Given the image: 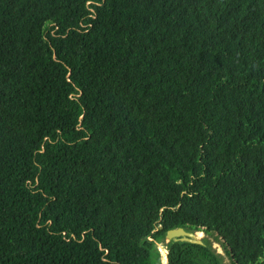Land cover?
I'll list each match as a JSON object with an SVG mask.
<instances>
[{
	"label": "trees",
	"instance_id": "1",
	"mask_svg": "<svg viewBox=\"0 0 264 264\" xmlns=\"http://www.w3.org/2000/svg\"><path fill=\"white\" fill-rule=\"evenodd\" d=\"M179 226L264 264V0H0V264H162Z\"/></svg>",
	"mask_w": 264,
	"mask_h": 264
},
{
	"label": "water",
	"instance_id": "2",
	"mask_svg": "<svg viewBox=\"0 0 264 264\" xmlns=\"http://www.w3.org/2000/svg\"><path fill=\"white\" fill-rule=\"evenodd\" d=\"M198 231L187 230L184 227L179 226V227L168 229L166 233V237L169 239H174V240H182V241H189L193 243L203 244L204 241L202 237L198 235ZM222 239L224 240V238Z\"/></svg>",
	"mask_w": 264,
	"mask_h": 264
},
{
	"label": "rangeland",
	"instance_id": "3",
	"mask_svg": "<svg viewBox=\"0 0 264 264\" xmlns=\"http://www.w3.org/2000/svg\"><path fill=\"white\" fill-rule=\"evenodd\" d=\"M198 232H200V231H198ZM201 237H202V239H203V237H208L212 241V246L224 254V261L226 264H229L231 262L230 256L226 254V251H225L224 247L222 246V242L224 241L222 238H221V241H215V238L213 235L207 234L204 231H203V235ZM169 240H171V239H169L165 236L163 241H161L159 243V248H160V251L162 254V264H167V257H166L167 256L166 255L167 254V246L165 243H167Z\"/></svg>",
	"mask_w": 264,
	"mask_h": 264
},
{
	"label": "bare ground",
	"instance_id": "4",
	"mask_svg": "<svg viewBox=\"0 0 264 264\" xmlns=\"http://www.w3.org/2000/svg\"><path fill=\"white\" fill-rule=\"evenodd\" d=\"M198 235L202 236L203 235V231L198 232Z\"/></svg>",
	"mask_w": 264,
	"mask_h": 264
},
{
	"label": "built area",
	"instance_id": "5",
	"mask_svg": "<svg viewBox=\"0 0 264 264\" xmlns=\"http://www.w3.org/2000/svg\"><path fill=\"white\" fill-rule=\"evenodd\" d=\"M167 255V254H166ZM167 257V256H166Z\"/></svg>",
	"mask_w": 264,
	"mask_h": 264
},
{
	"label": "clouds",
	"instance_id": "6",
	"mask_svg": "<svg viewBox=\"0 0 264 264\" xmlns=\"http://www.w3.org/2000/svg\"><path fill=\"white\" fill-rule=\"evenodd\" d=\"M167 260H168V258H167Z\"/></svg>",
	"mask_w": 264,
	"mask_h": 264
}]
</instances>
